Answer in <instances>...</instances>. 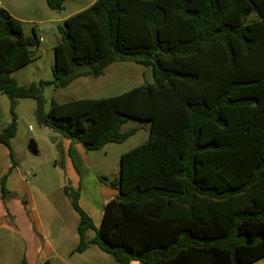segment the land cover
Returning a JSON list of instances; mask_svg holds the SVG:
<instances>
[{
	"label": "trees",
	"instance_id": "1",
	"mask_svg": "<svg viewBox=\"0 0 264 264\" xmlns=\"http://www.w3.org/2000/svg\"><path fill=\"white\" fill-rule=\"evenodd\" d=\"M64 2L47 0L52 10ZM251 14L256 18L248 20ZM59 32L54 80L21 85L12 73L34 59L40 38L26 36L21 20L0 5V92L11 99L13 114L0 142L11 158L16 99H36L39 121L71 140L70 153L76 142L89 150L124 142L138 130L122 132L128 118L148 121V141L123 156L112 180L119 191L112 205L146 210L145 204L153 215L163 201L177 217L202 218L168 240L130 245L104 234L80 205V187L66 184L80 216L73 252L95 244L119 264H249L262 257L264 0H95L65 18ZM120 61L151 67L154 80L117 95L53 100L44 111V86L99 77Z\"/></svg>",
	"mask_w": 264,
	"mask_h": 264
},
{
	"label": "rangeland",
	"instance_id": "2",
	"mask_svg": "<svg viewBox=\"0 0 264 264\" xmlns=\"http://www.w3.org/2000/svg\"><path fill=\"white\" fill-rule=\"evenodd\" d=\"M94 1L65 0L62 10H52L47 0H0L1 6L21 20L26 36L36 33L40 38L39 47L34 49V59L12 73L19 84L29 86L41 80H54L53 47L61 39L59 27L65 18L88 7ZM255 18L256 14H251L248 20ZM153 80L151 67L133 61L115 62L106 68L102 76L80 77L59 89L53 85L44 86L42 90L44 111L49 110L53 100L63 103L79 98L117 95ZM11 106V99L0 92V133L13 119ZM36 110V99H16L18 129L15 137L11 139L13 158L8 148L0 142V171L6 166H12L7 172L6 186L9 188V193L6 199H0V216L4 213L8 200L14 201L18 198L27 200L32 208L35 207L33 209H36L41 220V226L38 227L41 236L56 244L57 239L63 235L64 246L71 249L79 243V235L75 227L79 221V214L73 209L70 198L65 195L64 185L80 187V204L89 202L90 198H94L97 202L99 198L103 199L105 191L112 190V180L119 177L120 155L148 141L150 123L128 118L122 126V132L136 127L138 130L124 142L108 143L96 150L86 149L81 143L76 142L73 145V153H70L71 140L42 124ZM256 122L253 125L254 131L263 120ZM31 140L37 144L38 154L29 150ZM65 141H69V146ZM236 142H233L231 147L235 148L238 144ZM169 186L177 189L176 185ZM12 222L8 221L9 225H6L0 220V264H18L24 255L25 243L18 233L17 226ZM94 235V230L88 231V238ZM94 249L99 254H94ZM71 262L119 264L95 244L89 246L84 256L76 254L71 258ZM53 264L64 263L54 258ZM254 264H264V259Z\"/></svg>",
	"mask_w": 264,
	"mask_h": 264
},
{
	"label": "crops",
	"instance_id": "3",
	"mask_svg": "<svg viewBox=\"0 0 264 264\" xmlns=\"http://www.w3.org/2000/svg\"><path fill=\"white\" fill-rule=\"evenodd\" d=\"M65 142L69 146V141ZM146 142L147 141L123 152L120 155L119 176L122 172L123 156ZM11 168L12 166H6L2 171H0V199H6V197L2 194L1 180L5 175H7V172ZM72 186L75 187V185ZM7 189L9 193V188ZM118 193L119 191L112 187L110 192L105 191L103 199L99 198L98 202L94 198H90L88 199L89 202H83L80 204L83 209L92 216L96 226L99 229H102L104 234L108 237L114 238L116 241H124L130 245H135L137 242L141 241H164L168 240L170 235L175 234L176 236L182 225L186 226V223H190V221L202 222V218H188L187 220V218H180L171 214V207L167 206L163 201H158L154 205L157 213L153 215L145 212L148 208V205L145 204L143 207H147L146 210H142L141 207H134L133 205H125L123 208L117 204L112 205V202L116 199V195ZM15 200H17V202H14ZM15 200H8L5 204L7 207L4 209V213L0 216V220L5 222L6 225H9L8 221H13L12 223L17 226L18 233L21 235L25 243L24 255L20 261L25 257L28 264H42L46 260H49L51 264H53V259L58 258L64 264H74L71 262V258H74L76 254L84 256L88 252L89 247L84 252L74 253L73 250L78 243H76L73 248L69 249L63 244V235L57 239L56 244L48 239H44L38 230V227L41 226V220L39 219L36 209H33L35 207L32 208L27 200L25 201L20 198ZM79 223L80 216L79 221L75 226L77 233ZM62 227L65 228V226ZM64 234H66V232H64ZM60 248L61 250H59ZM94 254H99L96 249H94ZM263 259L264 255L256 260H253L249 264H254ZM130 264H140V262L132 261Z\"/></svg>",
	"mask_w": 264,
	"mask_h": 264
},
{
	"label": "water",
	"instance_id": "4",
	"mask_svg": "<svg viewBox=\"0 0 264 264\" xmlns=\"http://www.w3.org/2000/svg\"><path fill=\"white\" fill-rule=\"evenodd\" d=\"M29 150L34 153V154H38V149H37V144L35 143V141L31 140L29 143Z\"/></svg>",
	"mask_w": 264,
	"mask_h": 264
}]
</instances>
